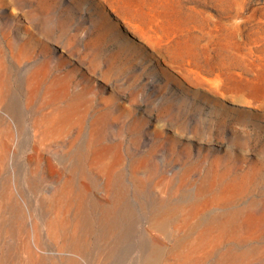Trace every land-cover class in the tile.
Wrapping results in <instances>:
<instances>
[{
	"label": "rangeland",
	"instance_id": "374dc122",
	"mask_svg": "<svg viewBox=\"0 0 264 264\" xmlns=\"http://www.w3.org/2000/svg\"><path fill=\"white\" fill-rule=\"evenodd\" d=\"M0 264H264V0H0Z\"/></svg>",
	"mask_w": 264,
	"mask_h": 264
}]
</instances>
